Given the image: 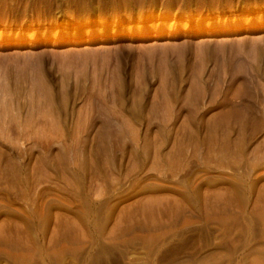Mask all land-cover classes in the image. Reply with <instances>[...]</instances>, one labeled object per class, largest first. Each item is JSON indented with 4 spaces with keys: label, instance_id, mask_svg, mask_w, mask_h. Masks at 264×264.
Masks as SVG:
<instances>
[{
    "label": "rangeland",
    "instance_id": "374dc122",
    "mask_svg": "<svg viewBox=\"0 0 264 264\" xmlns=\"http://www.w3.org/2000/svg\"><path fill=\"white\" fill-rule=\"evenodd\" d=\"M1 31L0 264H264V0H0Z\"/></svg>",
    "mask_w": 264,
    "mask_h": 264
},
{
    "label": "bare ground",
    "instance_id": "6f19581e",
    "mask_svg": "<svg viewBox=\"0 0 264 264\" xmlns=\"http://www.w3.org/2000/svg\"><path fill=\"white\" fill-rule=\"evenodd\" d=\"M125 11V10H124ZM152 12V11H151ZM150 13V12H149ZM223 13V12H222ZM164 14V13H163ZM199 14V13H198ZM206 14V13H205ZM155 15V14H154ZM211 15H213V13H210V11H208L207 12V17H202V18H198V19H196V23H195V26H198L199 28L201 27L200 26V24H201V22L203 21V22H205V24H207V25H213V24H220V22L221 21H224V23L226 24V26H227V24H229L230 23V21L232 22V23H236L238 26H241L240 24H241V21H242V19H244L246 16H248V15H246L245 14V12H244V14H242V16H244V17H240L239 16V18L238 19H231L230 20V17L228 18V19H226V18H224V17H226V12L224 13V17H222V19L220 18V14L217 16V17H210ZM65 17L64 19H63V21H62V23L63 24H67V26L69 25V23L71 22V20H72V18L71 17H68V16H64V15H61V17ZM144 15H142V17H143ZM156 16V15H155ZM200 15H198V17H199ZM234 17L236 16V15H233ZM67 17V18H66ZM88 17V16H87ZM105 17V16H104ZM140 17V16H139ZM97 18V17H96ZM99 18V17H98ZM116 18V17H115ZM131 18V17H130ZM141 18V17H140ZM216 18H219V20H216ZM232 18V17H231ZM111 19V18H110ZM119 19V18H118ZM154 19V18H153ZM174 19V18H173ZM189 19H192V17H188L187 16V18L183 21V26H184V28H190V20ZM82 20V19H81ZM107 20V19H106ZM106 20L104 21V20H101L100 19V21H99V26H98V31L101 33V34H106V33H108V26H106ZM130 20V19H129ZM233 20V21H232ZM247 20V19H246ZM248 20H252V18H250V19H248ZM93 20H90V19H87L86 18V21L85 22H83V24H80L78 27H82L84 24H87V26L89 27V24L92 22ZM118 21V20H117ZM122 21V20H121ZM141 21H142V18L140 19V23H141ZM164 21V20H163ZM195 21V20H194ZM253 21V20H252ZM252 21H250V22H252ZM74 22V21H73ZM79 22V21H78ZM174 22V23H173ZM178 23V22H177ZM223 23V22H222ZM97 24V23H96ZM144 24V23H143ZM156 24V23H155ZM160 24V23H159ZM169 24V23H168ZM175 24H176V22L175 21H171V23H170V25H172V26H174L175 27ZM162 25V24H161ZM132 26V25H131ZM159 26V25H158ZM77 27V26H76ZM160 27V26H159ZM137 28H141L142 30H143V25H141V24H138L137 25ZM176 28V27H175ZM223 28V27H222ZM80 29V28H79ZM133 29V28H132ZM156 29V28H155ZM173 29V28H172ZM171 29V30H172ZM213 29H216V26H213L212 28H210V30H213ZM93 30V29H92ZM91 30V31H92ZM111 30H113L112 32L114 33V32H116L118 29H116V27L112 24V28H111ZM176 30V29H175ZM198 30V29H197ZM80 31V30H79ZM84 31H90V29H85ZM83 31V32H84ZM5 32V31H4ZM8 32V31H7ZM58 32V31H57ZM66 32V31H65ZM121 32V31H120ZM133 32V31H132ZM131 32V33H132ZM1 33H2V31L0 32V39L2 38V37H4V36H2L1 35ZM67 33V32H66ZM77 33H81V32H78V30L75 28V30L73 31V34L74 35H76ZM60 34V33H59ZM62 34V33H61ZM19 35V34H18ZM11 36V35H10ZM134 36V35H133ZM58 37V36H57ZM3 41L2 40H0V44L2 43ZM9 43V42H8ZM3 45V44H2ZM5 45V44H4Z\"/></svg>",
    "mask_w": 264,
    "mask_h": 264
}]
</instances>
